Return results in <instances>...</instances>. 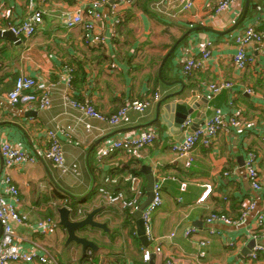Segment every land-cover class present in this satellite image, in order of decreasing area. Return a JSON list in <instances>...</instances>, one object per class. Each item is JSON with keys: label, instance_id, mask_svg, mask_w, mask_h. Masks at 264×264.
Masks as SVG:
<instances>
[{"label": "crops", "instance_id": "1", "mask_svg": "<svg viewBox=\"0 0 264 264\" xmlns=\"http://www.w3.org/2000/svg\"><path fill=\"white\" fill-rule=\"evenodd\" d=\"M23 1H0V31L25 17ZM34 1L45 13L41 30L29 40L13 42L0 37V62L5 67L0 70V91H9L17 76L28 75L50 91L52 105L47 110H29L1 102L0 141L5 139L21 147L33 161L10 169L2 167L0 194L29 225L50 217L57 228L44 235L35 227L30 231L16 225L22 248L34 249L47 260L44 264H149V259L143 258L145 251L153 256V264H264L262 256L251 258L255 244L264 246V239L255 241L252 237L256 218L264 209V45L246 49L249 61L243 71L232 61L237 50L235 38L245 28L257 25L264 30V0H249L242 22L245 0H234L219 13L218 0H195L184 15L171 7L161 14L154 0H134L130 7H120L118 0H105L102 20L96 27V33L104 38V45L99 47L89 46L80 28L59 27L62 14L93 0ZM196 27L204 30L188 33ZM183 37L163 64L169 50ZM207 41L211 47L206 66L184 75V60L199 58L201 46ZM65 67L73 71V99L93 107L104 118L129 101H146L149 105L142 113H128L116 127L89 119L64 99ZM218 82L232 83V91L211 94L209 86ZM170 95H176L173 103L179 100L190 107L184 121H191L189 128L172 132L160 119L158 104ZM229 102L233 103L231 108ZM216 109L224 117L235 114L237 128L221 131L210 147L198 144L191 166L184 168L175 160L170 146L211 118ZM150 129L156 130L157 137L137 157L117 151L97 160L104 142ZM46 130L56 134L64 163L73 166L74 172L62 173L43 159ZM249 154L255 155V167L263 178L260 192L253 191L246 178L244 165ZM143 166H149L162 182V205L152 215V239L146 238V244L136 236V211L110 202L98 191L104 187L111 194L123 193L131 198L127 178L137 170L140 189L145 193ZM6 173L17 188V197L5 194L1 177ZM105 177H112L115 183L105 184ZM208 188L211 191L204 202H198ZM69 204L77 205L81 212V216L74 213V220L98 210L93 220L104 228L77 231V236L93 243L96 251L66 244L67 234L59 226L57 208ZM211 215L224 216L233 224H208ZM188 229L195 234L186 238ZM210 230L219 235L210 234ZM199 241L208 244L200 247ZM157 247L159 253L155 252Z\"/></svg>", "mask_w": 264, "mask_h": 264}, {"label": "built area", "instance_id": "2", "mask_svg": "<svg viewBox=\"0 0 264 264\" xmlns=\"http://www.w3.org/2000/svg\"><path fill=\"white\" fill-rule=\"evenodd\" d=\"M1 1V0H0ZM105 0H93L89 5L83 8H76L71 12H65L60 17L59 27L65 30H72L80 28L84 32V41L91 47H99L104 45V38L96 33V27L101 22L103 13L101 8L105 3ZM134 0H118L121 6L130 7ZM195 0H154L153 4L157 7L156 11L163 13L165 10L171 8H177L178 13L184 15L189 12L194 6ZM234 0H218L216 13L226 10ZM1 7V5H0ZM23 11L25 17L15 19L5 30L11 32L15 37L20 40L21 38L29 40L37 34L43 25L44 11L40 10L34 0L23 1ZM0 16L3 17V11L0 8ZM264 17V12H262ZM236 53L232 58L235 67L243 71L246 67L249 57L247 56L246 49L249 46L264 45V30L258 29V26H248L244 31L235 38ZM210 47L211 43L207 41L201 46L200 57L193 59L184 60L182 66V73L186 76L191 75L194 71L203 69L208 59H210ZM0 70H5L2 62H0ZM65 76V90L64 99L70 107L76 111L82 113L89 119H96L98 121H105L111 127L118 126L130 112L142 113L144 112L149 103L146 101H129L126 102L117 112L108 118H104L103 115L96 111L93 107L87 105H81L72 100L71 85L73 79V71L69 67L63 68ZM233 84L229 82H218L209 86L211 94L221 93L222 91H232ZM249 95L252 94L250 90H247ZM159 96L154 95V100H158ZM5 101L11 106H21L29 110H47L52 105L50 91L42 88L36 78H32L28 75H19L13 82L12 88L7 92L0 91V112L1 102ZM233 103L229 102L228 107H232ZM191 124L190 120L183 123L181 128H189ZM238 119L235 114L229 113L224 117L220 109H216L214 115L207 119L201 126L195 130L186 133L183 138L173 143L170 146V150L175 154V160H179L184 168H189L193 162V150L198 144L204 147H210L216 140L218 134L227 128H237ZM89 129V125L85 126ZM68 130V129H66ZM46 139L47 148L44 151L43 159L51 162L54 167L59 169L62 173L74 172L75 168L68 167L64 163L63 153L61 146L56 134L51 130H46L44 133ZM157 137L155 129L142 134H133L128 137L112 139L104 142L97 151V160L100 162L104 159L109 158L117 151H122L128 156L137 157L141 150L151 145ZM261 142L264 144V136L261 137ZM30 161L33 159L21 148L13 145L8 140L0 141V175L2 173V167L10 169L20 164ZM245 173L246 178L250 184V187L255 192L262 190L263 178L259 175L258 169L255 167V155L249 154L245 161ZM129 183V191L132 197L126 198L123 193L111 194L105 190L104 187L98 189L99 193L103 194L110 202L120 203L123 207H130L137 211L139 209L142 200L145 195L140 189L141 180L139 176L130 175L127 178ZM1 182L5 185V194L10 197H17V188L13 183L12 178L9 174H4L1 177ZM103 182L105 184L115 183V179L112 177H105ZM161 185L162 182H158L153 186V198L150 204L142 211L141 220L144 228V235L148 240L152 239V215L162 205L161 198ZM211 189L208 188L204 194L198 199V202H204ZM252 206H250V209ZM208 224L222 222L225 224H233L228 218L224 216L211 215L207 218ZM25 226L30 231L37 229L41 234H49L57 228L56 222L47 217L35 223V225H29L26 223V218L19 214L17 210L10 204H6L0 194V264H30L38 262L44 264L47 260L44 257H40L35 253V250H26L21 246V239L16 233L15 226ZM193 229H188L184 233V237L189 238L194 235ZM210 234L214 235L219 233L210 230ZM253 239L262 240L264 239V209L259 213L256 218L254 232L252 235ZM207 241H199L200 247H205ZM161 250L159 247L155 249L156 253ZM260 256L264 257V246L257 243L251 254V258L256 260ZM145 261L149 259V252L145 251L143 254ZM164 264H171L166 261Z\"/></svg>", "mask_w": 264, "mask_h": 264}, {"label": "water", "instance_id": "3", "mask_svg": "<svg viewBox=\"0 0 264 264\" xmlns=\"http://www.w3.org/2000/svg\"><path fill=\"white\" fill-rule=\"evenodd\" d=\"M248 8H249V0H245L244 10L240 22L244 20ZM199 30H204V29L201 27H196L191 31H189L188 33ZM0 37H4L13 42L18 40V38L15 37L9 31L0 32ZM184 38L185 37L179 39L175 43V45L169 50L166 57L163 59V64L170 57V55L173 54L175 49L178 47L179 43L182 42ZM175 96L176 95L167 96L158 104L160 119L166 124L168 128L172 130V132H176L181 128V126L183 125L184 121L186 120L189 114L188 111L190 110V107L186 105L183 101L176 100V102L173 103V98ZM193 107L195 108L196 105ZM141 173L144 175L145 180L147 182L145 189V199L140 204L139 209L134 213L133 219L135 221V226H136V236L138 237L141 243L146 244L147 239L144 235L141 213L150 204L153 198V186L158 182V180L152 174L149 166H143L141 169ZM76 206L73 204L72 205L69 204L57 208V213L59 216V226H61L66 231L67 234L66 244L75 243L77 245H80L82 247V251H85L87 248H91L94 251H96V247L94 246L93 243H91L85 238L77 236V231L82 230L86 227H96L103 229L104 228L103 224L97 223L96 221L93 220L94 215L98 212V210L95 209L90 213L85 214L84 217H80V219L74 220L73 215L75 212L77 213V215L81 216V212L78 209V206L77 207ZM1 231L2 230L0 228V235H1ZM153 259H154L153 256L149 257V264H153Z\"/></svg>", "mask_w": 264, "mask_h": 264}, {"label": "trees", "instance_id": "4", "mask_svg": "<svg viewBox=\"0 0 264 264\" xmlns=\"http://www.w3.org/2000/svg\"><path fill=\"white\" fill-rule=\"evenodd\" d=\"M180 43H181V42H180ZM171 56H172V55H171ZM72 100L75 101L76 103H78L76 100L73 99V97H72ZM78 104H80V103H78ZM131 174H133V176H141V175L138 173L137 170L133 171V173L131 172ZM144 195H145V193H144Z\"/></svg>", "mask_w": 264, "mask_h": 264}]
</instances>
